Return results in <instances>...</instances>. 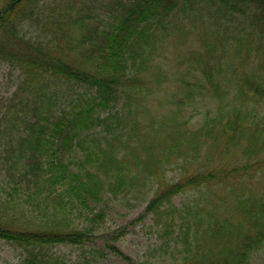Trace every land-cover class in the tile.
<instances>
[{"label":"trees","instance_id":"1","mask_svg":"<svg viewBox=\"0 0 264 264\" xmlns=\"http://www.w3.org/2000/svg\"><path fill=\"white\" fill-rule=\"evenodd\" d=\"M45 2L9 0L0 14L2 24L12 22L19 13L9 32H0V57L14 58L17 51L23 54L29 49L35 58L34 63L23 61L21 69L25 67L29 73L21 85L22 96L0 102V139L6 134L11 142H17V147L8 145L10 154L0 152V161L9 162L0 169L4 193L0 198V241L24 250L20 264H66L50 251L61 245L85 248L88 252L79 250L82 254L76 262L92 264L91 249L84 243L93 237L97 231L93 225L105 219V212L89 218L94 213L89 212L90 203L108 195H141L137 185L159 176L171 163L169 155H178L177 162L193 156L198 160L200 155L203 169L183 173L170 185L160 182L162 188L146 203L144 216L150 217L148 227L153 235L149 239L151 254L134 262L121 254L129 264H264V259L256 257L264 250V184L259 192L248 193L264 181V114L260 112L264 109V0H112L100 14L85 7L83 12V8L73 12L74 5L63 10L55 4L53 23L59 31L63 28L79 36L75 45L82 48L81 64L65 63L52 40L41 38L31 47L34 43L24 39L20 30L24 22L19 16L25 18V10L41 14L39 5ZM56 14H60L58 18ZM198 20H207L213 27L210 30L219 36L210 49L213 55L203 54L211 61L215 57L218 65L202 68V78L194 76L195 82L183 78L181 82L186 87L183 100L194 102V92L200 89L205 92L200 97L209 94L216 101V108L206 116L208 128L191 131L187 124L174 126L171 118L157 122L151 117L140 122V109L131 117L129 108L118 104L123 97L127 105L130 100L135 104L134 96L141 95L137 73L141 69L142 78L147 70V48L159 46L163 37L174 32L191 34ZM76 31L79 35L75 36ZM46 33L47 29L44 36L50 35ZM235 47L241 50L236 56L231 55ZM7 49L13 54L8 55ZM251 58L259 59L261 75L255 68L246 71ZM28 66L36 70L31 73L34 76L29 75ZM183 100L179 99L180 105ZM11 119L13 122L4 124ZM154 123L158 127L149 129ZM171 125L178 130L175 128L171 142L163 147L165 155L152 154L157 140L163 141L160 134ZM244 143L241 161L218 162L210 168L208 163L215 157H225V149L229 152ZM16 151L22 155H15ZM17 158L24 162L17 164ZM254 179L255 185L248 182ZM242 182L247 184L240 186ZM220 184L229 186L222 203L192 197L180 204L174 202L177 195L203 188L218 190ZM78 207L80 217L88 215L87 226L60 229L70 227L71 212ZM52 209L58 213L59 227L50 228L54 225L48 220ZM34 216L46 220L41 224L49 229L21 228L31 226ZM112 249L120 253L116 247Z\"/></svg>","mask_w":264,"mask_h":264},{"label":"rangeland","instance_id":"2","mask_svg":"<svg viewBox=\"0 0 264 264\" xmlns=\"http://www.w3.org/2000/svg\"><path fill=\"white\" fill-rule=\"evenodd\" d=\"M9 0H0V14L3 12V10L7 7V3ZM46 1L41 7V14H31V8L30 11L27 12L25 10L22 12V15L25 16L23 18L22 16H19L23 20V26H21L22 33L25 40H31L34 44H31L29 46L32 47L37 44L38 41L42 38L45 42H50L52 40V46L54 48H58L61 50L62 59L65 63H73L78 62L79 64L82 63L84 57L81 54L80 47H77L75 45L77 39H79V31L74 32L75 36L71 35V32H64L66 30H63L62 32L58 30L57 27H55V15L51 14V11L53 9V5L58 4V6H62V9L65 10L68 5H74V10L83 8L82 12L85 8H91V11H94L96 14H100L103 8L105 7V4H109L112 0H44ZM102 5H100V3ZM43 2V1H42ZM82 5V6H81ZM58 12V11H56ZM19 14V13H18ZM17 12L14 14L12 22L9 23H2L0 24V32L5 33L9 32V28H12L10 26L15 24V19H17L18 16ZM82 13H79L80 15ZM51 15V18H50ZM60 14H56L57 18ZM18 17V18H19ZM88 20L91 21V19L88 17ZM14 20V21H13ZM198 26L196 28H193V31L191 34H174L171 33L166 37L162 38V43L157 46L154 44L153 46H150L147 48L148 53V64L150 61V64H146L145 67H147L146 71L142 72V78L140 76L141 69L139 73H137V80L139 81L140 85L138 87V92L141 91V95L134 96L136 101L135 104L132 100L128 101L123 97L121 100V103L118 104V106L125 107V105L129 108L127 112H129L131 117H134L135 109H140V122H145L150 119H156L157 122H160L162 118H171V123L176 126L180 124L188 125L191 131H197L199 129H204L208 125V120L206 119V116L212 112L213 109L216 108V101L212 100V97L209 94H206L205 96L200 97V93L205 94L204 91H201L200 89L196 90L194 93L195 95V101L188 102V99L183 100L185 97L186 87L184 84H182V78L195 82L193 80V77L200 76L202 78V68H205L207 70L208 68L213 67L216 65L217 59L214 57V59L211 61L210 57L203 56V54H206L209 52V54H212V51L210 50L211 47L218 43L219 36L216 32L211 31L210 29L213 28L212 25H207V20L202 21L198 20ZM206 22V23H205ZM9 27V28H8ZM19 29V28H18ZM48 30L50 35L44 36V31ZM183 32V31H182ZM46 33V34H49ZM54 33V34H53ZM55 34L59 36H55ZM44 36V37H43ZM218 38V39H217ZM201 39V42L199 41ZM229 37L225 36V40H228ZM232 44V41H230ZM158 44V43H157ZM156 45V46H155ZM155 46V47H154ZM24 47V46H23ZM210 47V48H209ZM8 55L13 54V51L11 49H7ZM11 51V52H10ZM27 52L21 54L17 53L14 58L8 57H0V102L4 101V103H7L6 101H9L13 98V96L19 97L22 96L20 93L23 86L26 82L27 73L28 71H25V67L21 69L23 61H28L27 64L34 63L35 58L34 56L30 54L29 49L26 50ZM240 49H237V47L233 48L231 51V55H238ZM233 52V53H232ZM28 53V54H27ZM194 53H197L194 57L192 55ZM20 54V55H19ZM60 55V53H58ZM21 55L29 56V58L21 57ZM33 56V57H32ZM202 56V57H200ZM220 55H217V58ZM36 57V56H35ZM16 58V59H15ZM21 59V60H20ZM153 60V62H152ZM259 60V59H258ZM255 58H251V64L246 66L247 70L250 71L252 69L258 70V75H261V64L258 62ZM232 61L237 62L232 59ZM152 62V63H151ZM200 62V63H199ZM87 62L84 63L86 65ZM201 64V65H199ZM84 65L81 66L84 68ZM218 65V64H217ZM33 66V65H31ZM30 76H34L31 73L36 72L35 69H32L29 67ZM90 68V67H89ZM148 68L150 70L148 71ZM137 71V72H138ZM189 72H191L189 74ZM257 72V71H256ZM155 73V74H154ZM135 77V76H133ZM38 78V77H37ZM41 78V76H39ZM38 78V79H39ZM44 80V79H40ZM47 81V79H46ZM30 85V81L27 83ZM75 92L78 89H75ZM60 91V89H59ZM73 91V88L72 90ZM143 92V93H142ZM31 91L29 92L25 91V96L27 97L30 95ZM68 93H66V96ZM179 99L184 101V104L180 105ZM1 104V103H0ZM142 106V108H140ZM130 110V111H129ZM19 112V110H18ZM261 115L264 114V109L261 108ZM22 113L19 112V116H21ZM152 117V118H151ZM11 120H5L4 124L7 125L10 124ZM175 121V122H174ZM13 122V121H12ZM173 125L165 127L164 132L160 134L163 141H158L154 144L152 147V154H164L166 153V150L163 148L168 142H171L173 135L176 133L178 128L174 127ZM158 123H154L152 126L148 127L149 129L157 128ZM177 130H176V129ZM208 128V126L206 127ZM3 129V128H1ZM147 130V129H146ZM144 130V133L147 134L149 137H151V133ZM6 134H4L3 138L0 139V143L2 144V147L0 148V152H4L5 154H10V152L7 150L9 148L8 145H12L16 143L7 137H5ZM204 134H202L203 136ZM156 135L153 134V137ZM15 140H17V135L12 136ZM244 143L241 147H233L231 148L232 151H226L225 149V157L217 156L214 159V162L208 163L210 164V168H215L218 165V162L223 163L225 162V165L230 164L233 161H241L243 156V147H245ZM17 147V146H16ZM15 155H22L19 154V151H16ZM201 155L205 156L206 153H201ZM15 156V157H17ZM24 156V155H23ZM168 160L171 162L167 167H170L169 171L165 173V168L159 172V176L153 177L150 180H145L143 185L140 183L137 185V189L141 191V195H137L134 193L131 195V197H124L119 196V198L113 197L111 195L105 196L103 199L99 202L92 201L90 203V211L94 210L93 214L89 215V218H93V215L104 211L105 212V219L103 221L96 222L95 226L96 232L93 235V237H90L87 241H85V245L88 247V249H91V253L88 254L89 257L92 258L93 262L92 264H129L125 257H129V259L134 261H140L144 260L145 256H148V254H151L149 252V246L151 245L150 238L153 236L151 229L148 227L151 225L150 217L146 215L144 216V209L146 207V203L151 200L153 197L156 196V193L160 191L161 183L166 182L169 185L172 184L175 181H178L183 173L195 174L197 168L203 169L202 162H204V159L201 160V157L199 155V159L196 160V157L193 156L192 158L188 159V161H182L179 162L176 161V158L178 155H169ZM17 164L24 162L22 159L17 158ZM7 161V160H6ZM12 161V160H11ZM14 161V159H13ZM162 163H166L162 160ZM9 164V162L4 163L3 161H0V169L3 167V165ZM233 165V164H232ZM164 166V164L162 165ZM207 167V163L204 165V167ZM205 167V168H206ZM73 172H76V167L73 170ZM2 175L0 174V198L4 193L2 192ZM257 178V176H255ZM259 179V178H257ZM161 182V183H160ZM250 184L255 185L256 180H250L248 181ZM247 182L240 183V186H245ZM262 184H264V181L259 182V185H257V189L254 188L253 191L248 192H259L262 188ZM168 185L166 184L163 188H166ZM229 186H224L220 184V188L218 190L215 189H208L203 188L202 191H196L194 193L188 192V194H180V196L177 195V198L174 200L176 204L183 203L184 201L187 202V200L199 199L216 202V203H222V200L224 199L226 193V189ZM22 188V187H21ZM242 190H246V188L241 187ZM246 192V191H245ZM3 203L6 201L4 197ZM20 201V200H19ZM225 201V200H224ZM2 205V201L0 202V206ZM211 209V208H209ZM79 207L74 208L73 212L71 214L73 215L69 222H71V225L67 227L60 228L62 230L71 229V228H79L84 229L85 226H87L88 222L84 217L79 216ZM8 214V213H6ZM58 214L55 213V210L52 209V213L48 220H50L54 225H50L51 227H59L60 226V220H57L58 218H55V215ZM9 215H11L9 213ZM78 216V217H77ZM88 216V215H87ZM21 221L24 220L23 217H20ZM32 222H30L31 226L21 227L16 225L17 227L25 228V229H32V230H38L41 231L43 229H49V227L43 226L41 223L45 222L44 219L34 216V219H31ZM68 220H66V223ZM28 227V228H27ZM57 230V229H56ZM154 234V233H153ZM116 247L117 250L120 251V253L114 251L112 247ZM50 249V248H49ZM84 249L86 252H88L85 248H73L70 247V245H61L56 246L53 250L50 249V251H53L58 257L61 258V260H64L66 264H79L77 261V257L79 254H82L80 251ZM80 250V251H79ZM93 252V253H92ZM52 253V252H51ZM52 253V254H53ZM124 255H122V254ZM104 255V257H103ZM24 250L18 246H14L7 242L0 241V264H20L22 257H24ZM255 256V254H254ZM256 257H259L260 259H264V250H261L259 253H257ZM157 261V259H154ZM83 260H80V264H82Z\"/></svg>","mask_w":264,"mask_h":264}]
</instances>
